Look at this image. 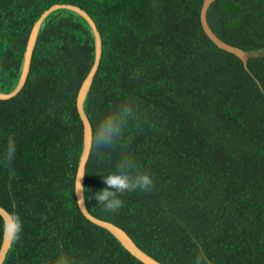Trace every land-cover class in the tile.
Instances as JSON below:
<instances>
[{
	"label": "trees",
	"instance_id": "obj_1",
	"mask_svg": "<svg viewBox=\"0 0 264 264\" xmlns=\"http://www.w3.org/2000/svg\"><path fill=\"white\" fill-rule=\"evenodd\" d=\"M202 2L0 0V91L16 86L29 31L45 9H84L102 41L83 103L92 136L124 102L138 118L115 149L97 152L92 142L87 210L163 264H193L194 241L211 264H264V56L249 57L246 70L218 48L200 24ZM206 18L226 43L264 51V0H214ZM93 59L88 23L57 9L40 25L25 84L0 99V206L21 225L2 264H52L61 251L78 264H143L75 200L83 146L75 97ZM124 155L152 175L153 188L123 194L124 206L107 213L95 193ZM2 233L0 217V243Z\"/></svg>",
	"mask_w": 264,
	"mask_h": 264
},
{
	"label": "water",
	"instance_id": "obj_2",
	"mask_svg": "<svg viewBox=\"0 0 264 264\" xmlns=\"http://www.w3.org/2000/svg\"><path fill=\"white\" fill-rule=\"evenodd\" d=\"M214 0H203L200 12H199V19L200 24L202 26V29L204 33L207 35V37L220 49H223L227 52H230L237 56L243 63L244 68L247 70V59L249 57H253L254 54L256 56H264V51H245L237 46L231 45L220 39L210 28L206 13L209 5ZM68 9L71 11L76 12L81 17L85 19V21L88 23L92 35H93V42H94V59L93 63L84 77L83 81L81 82L76 97H75V108L77 111V114L82 122V131H83V146L81 155L79 157V161L76 167V172L74 176V195L77 207L83 217L90 221L91 223L107 230L110 234H112L119 243L136 259H138L143 264H163L160 261L156 260L149 254H147L145 251H143L140 247L137 246V244L132 240V238L128 235V233L121 228L120 226L100 218H97L90 214V212L87 210L85 201H84V195H83V184H84V176H85V166L86 162L88 160L91 146H92V127L91 123L84 111L83 103L85 100V97L87 95V92L89 90V87L92 83L93 77L98 69L101 53H102V41L100 32L97 29L96 23L92 19V17L82 8H80L77 5L70 4V3H55L49 6L47 9H45L38 17V19L35 20L33 23L25 45V50L23 52V60L21 65V71L20 75L17 81L16 86L9 92H1L0 91V99L5 100L9 99L13 96H15L23 87V85L26 82L27 75L30 68L31 63V57L33 53V49L36 43V38L38 34V30L40 28V25L44 21V19L53 11L57 9ZM261 88V86L259 85ZM0 217L3 220V233H2V239L0 243V264L3 263L6 254L11 246L13 233L10 230V225H12L15 221L12 218L11 214L2 206H0ZM211 264V262H208Z\"/></svg>",
	"mask_w": 264,
	"mask_h": 264
},
{
	"label": "clouds",
	"instance_id": "obj_3",
	"mask_svg": "<svg viewBox=\"0 0 264 264\" xmlns=\"http://www.w3.org/2000/svg\"><path fill=\"white\" fill-rule=\"evenodd\" d=\"M136 107L131 101L117 105L109 110L98 121L93 133L92 142L94 148L99 152L103 149H115L121 144L124 131L131 121H137ZM15 152V143L9 140L6 158L10 162ZM105 188L95 193V200L103 206V210L107 213L115 214L124 206V201L120 198L127 192L152 191L154 180L150 173L141 171L137 167V163L132 156L124 155L116 166V171L103 176ZM21 225L18 218L10 225L14 239L19 233ZM198 246V251L194 258L193 264H208L206 253ZM52 264H78L77 260L61 251Z\"/></svg>",
	"mask_w": 264,
	"mask_h": 264
}]
</instances>
